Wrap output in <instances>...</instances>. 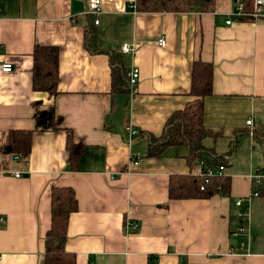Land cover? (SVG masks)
I'll use <instances>...</instances> for the list:
<instances>
[{"label":"crops","instance_id":"obj_1","mask_svg":"<svg viewBox=\"0 0 264 264\" xmlns=\"http://www.w3.org/2000/svg\"><path fill=\"white\" fill-rule=\"evenodd\" d=\"M239 1L214 0L203 12H144L136 0H101L94 24L84 15L87 0H0V63L14 67L0 73V264H45L54 186L71 187L78 202L64 244L73 264H264L263 196L244 204L246 230L234 235L235 201L250 194L249 176L264 167L261 159L240 174L236 165L226 174L225 165L226 193L170 199L172 176H198L208 166L191 161L185 145L147 155L148 135L159 136L195 98L191 68L198 60L213 69L202 117L213 134L203 146L220 154L234 143L228 162L246 134L252 152L250 131H264V17L225 24ZM125 43L133 52L121 53ZM36 45L59 50L52 97L32 86ZM111 56L120 58L128 81L133 68L139 71L134 86L128 82L115 94ZM37 110H52L61 123L44 128ZM11 130L32 131L27 156L5 151ZM69 134L84 146L75 169L68 163ZM127 222L137 229L127 230Z\"/></svg>","mask_w":264,"mask_h":264},{"label":"trees","instance_id":"obj_2","mask_svg":"<svg viewBox=\"0 0 264 264\" xmlns=\"http://www.w3.org/2000/svg\"><path fill=\"white\" fill-rule=\"evenodd\" d=\"M251 0H241L244 8H248ZM214 0H136V7L144 12L172 11L181 12L196 10L199 12L213 9ZM88 28V27H87ZM86 28V44L91 40V32ZM90 47V44H87ZM90 49V48H88ZM32 86L34 90L44 91L49 97L57 94L58 83V56L59 50L55 46L36 45L33 50ZM112 92L125 90L128 78L119 57L111 56ZM212 65L195 61L191 68L190 94L195 98L182 110L174 112L166 121L159 136L149 134L148 156L158 157L168 146L185 145L188 147L191 161L202 159L208 167L225 166L227 158L233 151V144L227 152L214 153L203 146L202 139L213 134L203 122V99L212 92ZM36 116L40 125L48 127L47 123H61V117L52 110H37ZM47 124V125H46ZM254 146L257 147L260 159L264 163V131L251 132ZM31 130H11L6 137L5 151L7 153L27 156L31 149ZM83 144L75 142L71 134L67 136L66 150L68 163L72 169L76 168L77 161L82 153ZM264 173V167L259 168ZM201 178L199 176L174 175L170 178L168 196L170 199L208 198L216 192L226 193L229 189V178L223 174L213 176L210 182L200 190ZM258 194L264 197V179L256 188ZM51 223L44 238L45 264H73L74 254L65 250L66 232L70 214L76 211L78 202L74 190L69 186L51 188Z\"/></svg>","mask_w":264,"mask_h":264},{"label":"built area","instance_id":"obj_3","mask_svg":"<svg viewBox=\"0 0 264 264\" xmlns=\"http://www.w3.org/2000/svg\"><path fill=\"white\" fill-rule=\"evenodd\" d=\"M100 7H101V0H87L86 8L84 10V15L93 17L94 24H98L97 17L100 11ZM260 17H264V0H251L248 8H244L243 3L239 1L237 2L235 6V12L232 15H230L227 18V20H225V24H229L232 18L239 20L242 18L257 19ZM165 43L166 41L164 38H159L157 41V44L159 46H164ZM133 50H134V47L127 43L123 44L120 49L122 54L133 52ZM13 68H14L13 65L10 63H7V62L0 63V73L11 72ZM128 75H129V84L132 87L137 82L139 71L137 68H133L129 72ZM245 124L250 126L251 128V126L253 125L251 118L246 119ZM125 129L126 131H129L130 133H137V131L132 129L130 126L126 127ZM251 132L252 131H250V133ZM138 162H139V158L135 157V159L133 160V164L136 165L138 164ZM222 171H223V166L221 165L216 168L207 167L206 169H203L202 172L198 174V176L201 178V184L199 187L200 190L204 189V187L210 182V179L213 176L222 175L223 173ZM13 175L15 177H20L21 173L13 172ZM249 177L251 178V182H252V185H251L252 190L250 194L242 198H239L235 201V206L239 209L240 208L242 209L239 213L237 212V217L239 219V225L237 227V232L234 233V235H237V236L243 235L246 230L247 212L242 207L244 206L245 203L249 201L250 197L258 196V191L256 188L259 186V184H261L262 180L264 179V173L257 171L254 174L250 175ZM125 226L127 230L129 229L136 230L138 227V225L133 222H127ZM94 264H97V263H94Z\"/></svg>","mask_w":264,"mask_h":264},{"label":"rangeland","instance_id":"obj_4","mask_svg":"<svg viewBox=\"0 0 264 264\" xmlns=\"http://www.w3.org/2000/svg\"><path fill=\"white\" fill-rule=\"evenodd\" d=\"M213 140V139H212ZM237 144L235 147L236 150L234 151V153L232 154V156L229 158L228 162H227V166H225V171L226 174H229V171L231 169V166L236 165L237 169L234 170L236 172H238V174L245 172L247 169L249 170L250 164H253L254 166H256L259 163V159H260V154L259 151L257 149V147L253 146L252 152H250V138L248 135L243 134L241 136L238 137L237 139ZM223 141H218L217 146H220L219 149L221 148V144H222V148L224 147ZM221 148V149H222ZM242 208H245L244 206ZM242 209H238V213L241 211ZM231 212V211H230ZM233 212V210H232ZM231 212L232 215H234Z\"/></svg>","mask_w":264,"mask_h":264}]
</instances>
